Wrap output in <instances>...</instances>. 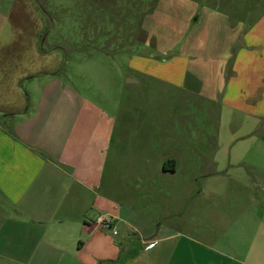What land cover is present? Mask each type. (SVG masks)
<instances>
[{"label": "crops", "instance_id": "crops-1", "mask_svg": "<svg viewBox=\"0 0 264 264\" xmlns=\"http://www.w3.org/2000/svg\"><path fill=\"white\" fill-rule=\"evenodd\" d=\"M28 39L20 53L0 50V264H264V176L210 188L219 171L202 165L210 104L215 147L228 137L240 163L264 157V16L229 42L216 97L192 80L201 68L150 53L118 68L116 92L63 82ZM16 56V72L1 63ZM178 87L205 100L196 115L162 114L161 94ZM97 215H111L116 234Z\"/></svg>", "mask_w": 264, "mask_h": 264}, {"label": "rangeland", "instance_id": "rangeland-1", "mask_svg": "<svg viewBox=\"0 0 264 264\" xmlns=\"http://www.w3.org/2000/svg\"><path fill=\"white\" fill-rule=\"evenodd\" d=\"M262 16L264 0H0V50L2 54L5 49L20 53L31 37L40 53L41 46L48 52L46 70L60 77V81L100 83L101 88L106 85V91L110 92L118 91L116 87L124 81L118 68L139 65L136 55L150 53L164 62L176 57L177 64L187 59L190 69L199 67L202 72L195 71L196 78L187 76L186 81L202 84L204 93L216 97L220 83L224 82L221 64L234 48L229 42L238 39L241 31ZM37 49L33 47V51ZM37 53L33 55V62L38 66L37 71H41L44 61L41 62ZM18 57L7 60L2 57L1 63L9 66L15 60L13 72H16ZM9 73L4 71L2 77L10 80ZM180 74L176 72L173 80L180 82ZM129 77L130 82H135L132 74ZM147 80L164 83L153 78L144 81ZM22 82L31 81L23 79ZM187 93L178 87L175 97L172 90L161 94L162 114L176 105L177 114L196 115V102L200 104L201 100L196 101L195 95L191 97ZM169 94L172 102L165 98ZM215 106H208L209 161L202 165L219 172L208 176V187L214 186L211 184H216V180L262 178L264 175L256 168L264 166L263 155L243 154L242 159L253 163H240L228 137H222L223 146L215 147L216 134L211 132L218 116ZM222 133L226 134L225 128Z\"/></svg>", "mask_w": 264, "mask_h": 264}, {"label": "built area", "instance_id": "built-area-1", "mask_svg": "<svg viewBox=\"0 0 264 264\" xmlns=\"http://www.w3.org/2000/svg\"><path fill=\"white\" fill-rule=\"evenodd\" d=\"M95 223L99 227L109 228L114 234H116V229L113 227L114 218L111 215H97L95 218Z\"/></svg>", "mask_w": 264, "mask_h": 264}]
</instances>
